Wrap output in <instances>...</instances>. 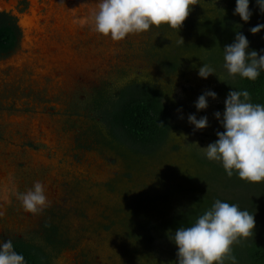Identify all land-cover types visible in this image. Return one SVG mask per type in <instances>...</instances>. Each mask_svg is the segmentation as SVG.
<instances>
[{
  "label": "rangeland",
  "instance_id": "obj_1",
  "mask_svg": "<svg viewBox=\"0 0 264 264\" xmlns=\"http://www.w3.org/2000/svg\"><path fill=\"white\" fill-rule=\"evenodd\" d=\"M44 1L46 20L40 22L41 14L35 13L38 27H24V50L6 60L18 68L0 74L6 84L0 86V235L29 234L45 216L61 238L46 248L51 264H176V245L169 239L174 230L156 228L177 209L181 177L210 171L201 169L196 156L222 127L213 115L224 109L225 98L214 86L219 70L213 66L215 74L201 78L199 67L210 63L185 51L190 62L161 76L147 56L157 41L153 26L114 42L72 22L74 16H86L96 0ZM230 8L225 0H199L187 18H213L231 13ZM28 12L19 14L20 24L31 16ZM251 16L253 26L264 23L258 5ZM187 34L181 27L172 36L194 40ZM252 37L256 42L255 33ZM132 80H155L173 104V127L151 156L120 154L103 118L107 105L100 109L94 102L100 91L111 97ZM208 89L217 97H208V107L198 111L194 101ZM190 113L207 115L208 126L195 129L187 120ZM37 180L46 186L51 205L34 215L20 207L14 192ZM198 183L205 184L203 178ZM233 190L252 195L243 186Z\"/></svg>",
  "mask_w": 264,
  "mask_h": 264
},
{
  "label": "clouds",
  "instance_id": "obj_2",
  "mask_svg": "<svg viewBox=\"0 0 264 264\" xmlns=\"http://www.w3.org/2000/svg\"><path fill=\"white\" fill-rule=\"evenodd\" d=\"M197 3L199 0H96L86 16H74L72 22L118 42L129 34H140L161 24L179 30L191 6ZM249 3L250 0H235L233 14L247 22L252 15ZM255 3L264 12V0ZM261 29L264 23H257L249 31L257 33ZM180 43H184L182 37ZM223 60V67L232 78L239 75L256 80L264 71V49L259 53L249 51V41L242 32H237L233 42L223 46ZM210 74H215L211 65L199 67L201 78ZM208 97L215 99L217 93L210 89L202 92L194 101L198 111L208 107ZM213 115L223 131H217V139L200 147L203 155L220 162L228 176L235 174L248 182L264 181V104L253 103L247 89L231 88L223 111L217 110ZM187 120L195 129L208 126L207 115L197 118L190 113ZM14 195L20 207L34 215L51 205L46 186L38 180L25 191L16 190ZM3 216L0 210V218ZM255 223L254 213L236 203L215 199L190 226L169 232V239L176 245V264H224L232 245L253 235ZM229 258L235 264V256ZM0 264H27L24 255L15 250L12 238L0 240Z\"/></svg>",
  "mask_w": 264,
  "mask_h": 264
},
{
  "label": "trees",
  "instance_id": "obj_3",
  "mask_svg": "<svg viewBox=\"0 0 264 264\" xmlns=\"http://www.w3.org/2000/svg\"><path fill=\"white\" fill-rule=\"evenodd\" d=\"M225 1L231 7L232 12L229 14H220L213 18L202 16L195 21L188 18L184 20L181 27H186L190 36L195 35L194 40L192 37H185L184 43H180L181 38L172 36L175 31L180 32V29L170 28L166 24H161L159 27L153 26L157 41L147 50V56L156 64L160 75L167 77L177 73L185 67V63L190 62L185 51H191L199 61L208 62L219 70L214 86L220 96L226 98L231 88L247 89L253 103L264 104V71H261L256 80L240 78L239 75L232 78L223 72L222 52L210 53L214 47L223 49L224 43H232L237 32H242L247 37L249 51L257 50L259 53L261 49H264V29L255 33L257 36L255 42L253 33L249 31L255 22L253 17L251 16L247 22L242 20L241 23V19L236 17L237 14H233L235 0ZM255 7V0H250L251 11ZM152 81L148 83L132 80L118 88L111 97L104 91H100L94 100L95 105L100 109L107 105L103 110V118L111 130L114 139L112 142L118 145L122 155L137 157L140 154L148 156L155 154L165 143L173 127V104L167 100V95L159 89L155 80ZM220 131H223L222 127ZM196 160L201 169L208 168L210 171L207 173L204 171L199 177L185 174L181 177V181L177 184V189L182 193L177 209L171 211L169 216L162 218L161 225L159 224L156 229L163 227L166 231H175L178 227L190 226L217 198L236 203L241 209L254 213L256 223L252 236L243 238L239 243L232 245V251L226 255L224 264H233L229 256H235V264H264V220L261 214V212L264 213V181L248 182L235 174L228 176L220 163L208 160L203 155L196 156ZM204 174L206 177H202ZM202 178L206 185L198 183V180ZM209 181L222 186L210 188ZM242 186L252 195L233 193V188ZM260 201L262 204H259ZM53 233L47 235V239L52 237L50 242H55L53 236L57 235V231ZM14 248L24 255L27 264H47L42 253L33 251V248L25 244H16Z\"/></svg>",
  "mask_w": 264,
  "mask_h": 264
},
{
  "label": "flooded vegetation",
  "instance_id": "obj_4",
  "mask_svg": "<svg viewBox=\"0 0 264 264\" xmlns=\"http://www.w3.org/2000/svg\"><path fill=\"white\" fill-rule=\"evenodd\" d=\"M8 1V0H6ZM16 8L19 9V11L24 12L28 10L29 8V1L27 0H19ZM12 9L10 10H2L0 11V74L3 75L7 70L9 74V69L15 70L16 67L15 64L11 63L8 64L6 60L13 55V53L18 52V50H21L24 48L21 44V39L24 36L23 30L24 26L21 23V27L18 25V17L12 14ZM23 29V30H22ZM26 50V49H25ZM20 67V66H19ZM6 72V75H7ZM2 80H0V86L2 85ZM1 107V106H0ZM14 107V106H12ZM48 213L51 212V210H46ZM47 213V214H48ZM46 214V215H47ZM45 216L43 217V219ZM41 219L40 225L38 229L29 231V234H25V232L22 233H16L14 236L10 235H0V240H7L9 238L13 239L14 245L16 244H25L30 248H33V251H38L42 253L45 256V259L47 260V264H51L49 262L48 256L46 254V248H48V245H52L55 242H61V238L57 235L53 236L55 239V242H50L52 240V237L48 238V234L55 232L56 227L52 226V224H49L46 222L47 220ZM50 228L52 230H50ZM51 231V232H50ZM9 234V233H6ZM54 234V233H53Z\"/></svg>",
  "mask_w": 264,
  "mask_h": 264
},
{
  "label": "bare ground",
  "instance_id": "obj_5",
  "mask_svg": "<svg viewBox=\"0 0 264 264\" xmlns=\"http://www.w3.org/2000/svg\"><path fill=\"white\" fill-rule=\"evenodd\" d=\"M33 1L32 2V6L29 10V14H31V16H27V17H23L22 19V23L23 26L27 28V30L29 31L34 25L37 26L36 24V9H39V4H37L36 0H30ZM15 0H0V8H2V10L4 9H10V7H13ZM36 2V3H35ZM64 8V7H63ZM14 10V9H13ZM52 10V9H51ZM16 11V10H15ZM65 11V10H64ZM57 12V11H56ZM60 12V11H59ZM55 15V14H54ZM64 16V15H63ZM65 17V16H64ZM46 20V19H45ZM54 20V19H53ZM64 22V21H63ZM54 23V22H53ZM58 23V22H57ZM65 23V22H64ZM63 23V25H64ZM62 26V25H61ZM38 27V26H37ZM60 28V27H59ZM25 31V30H24ZM29 34V33H28ZM25 40V39H24ZM60 59V58H59ZM62 61V60H61ZM67 63V62H66ZM65 64V63H64ZM63 65V64H62ZM65 66V65H64Z\"/></svg>",
  "mask_w": 264,
  "mask_h": 264
},
{
  "label": "water",
  "instance_id": "obj_6",
  "mask_svg": "<svg viewBox=\"0 0 264 264\" xmlns=\"http://www.w3.org/2000/svg\"><path fill=\"white\" fill-rule=\"evenodd\" d=\"M18 1H19V0H15V2H14V7H11L10 9H12V10L15 9V10H17L16 13L14 12L15 10L12 11V14L18 17V25H19V27H21V25H20V21H19V14H23L24 12L29 11V9H30L31 6H32L31 3H32L33 1L27 0V1H29V8H28V10H26V11H24V12H21V11H19L18 8H16V5H17ZM36 2H37V4L40 5V8H39V9H36V13H38V15L41 14V15L39 16V21H40V22H43L44 19H45V18H43V16L46 15V14H45V11H46L45 7H46V5H47V1H44V0H37ZM36 2H35V3H36ZM84 5H85V4H84ZM4 10H7V9H4ZM0 11H2V8H0ZM22 30H23V29H22ZM23 35H25L24 30H23ZM23 38H24V36H23L22 39H21V44H22ZM22 47H23V44H22ZM23 48H25V47H23ZM25 61H26V60H24V62H25ZM24 62H23V63H24Z\"/></svg>",
  "mask_w": 264,
  "mask_h": 264
}]
</instances>
